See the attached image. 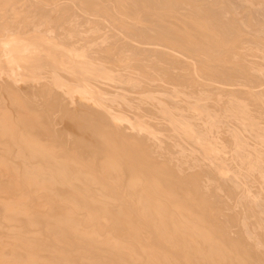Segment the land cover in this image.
I'll return each instance as SVG.
<instances>
[{
	"label": "rangeland",
	"instance_id": "rangeland-1",
	"mask_svg": "<svg viewBox=\"0 0 264 264\" xmlns=\"http://www.w3.org/2000/svg\"><path fill=\"white\" fill-rule=\"evenodd\" d=\"M263 12L264 0H0V42H6L7 40L8 45L11 44L9 46L12 47V49L10 48V50L12 51L15 47L18 46L19 43L18 48L20 49V51H27L26 54H24L25 56H23L15 53L19 50L16 49L17 51L14 50L15 52L11 53L12 56H7L9 58L4 60V62H6V65H8L9 67L12 66L13 68L17 69L19 73H12L7 69H4L2 67L0 68V87L2 88L0 90V113L3 115L2 117L0 115V118L4 117L5 112L9 113L11 110L9 114L10 116L14 114V116L12 115L11 118L14 121V124H18V119H20V117H18L19 115L21 116L22 113L29 114L28 109L25 110V107V109H22L23 107H19V105L22 104H20V102L18 101V97L14 95L12 97V86L14 87L16 85L15 88H22V91L24 89L28 96L26 94H22L24 96H27V98L23 96L22 98H25V101L28 100V102H31V105L33 106L34 104L31 100L32 95L29 94L27 90H29L28 88H34V90H36L37 88L39 90L37 94L40 92L41 96L40 94H38V96L36 95L35 97H38V99H40L39 102L41 100H44L45 102L41 101V103L48 104L46 105L47 107L45 106V104L44 106H42L41 104V107L38 108L41 112H43L42 107H45L48 110L49 103L51 104L52 100H54V98L56 97V93L58 95L61 94L59 97L62 98V104H67L68 108L70 107L71 109H74L77 114H81L85 119H91L90 123L89 121H87L89 124L85 122V126L87 124L86 127H88L89 130L93 132L96 139V145H92L91 147L89 144L81 145L79 143H75L74 141H72L73 144H71V138H64V141H62L64 144H61V142L59 143L61 144V146L63 145L65 149H63V146L61 149L60 144H58L57 147V144L55 146V143L52 144V142H56L57 139H55V137H52L50 134H48L49 137L46 135L47 138L44 136V142L47 141V143L45 142L47 145L52 144L53 146H50L56 147L55 150L59 149L58 151H66L65 156H67V153H69L68 157H71L70 160H72V158L74 157L73 159L77 160L73 161L77 162L79 161V159H81V157L82 159H84L83 157H86L84 159V161H87L85 162L86 164H84V161H82L83 163L80 162L82 164L81 170L85 166L86 170H84V167L82 171L86 173L89 170V172L91 173H86L89 175L85 174V177L81 178L79 182L82 181V183L80 184H82L83 186L89 184L88 186L86 185L84 189H88L87 187L90 186V189H88L87 192L90 190L89 192L95 195V197L93 198L92 196H90V194L85 195V192L83 193V186L82 190H79L81 187L78 188V190L81 191L85 195V197L87 196L88 199L89 197H92L93 199H95V201L98 198L100 199L99 195L101 196V198H103V195L105 194L104 198H107H103L104 201L102 199L97 200L96 203L98 204V202L100 203L101 201L107 202L108 204H106L107 206L109 205L108 207H110L109 209L111 211H109V213L114 212V214L112 215L109 214L107 212V210H109L108 207H106L105 203L102 202V204L100 205H104L107 208L106 210V208L104 207L106 211H104V208H102L104 213L106 212V214L102 213L100 205L98 204L97 206V204L92 202L94 201L92 198L88 200L84 197V195V198L82 197V199L85 201V204H87L86 200H88L89 202L88 205H85L87 209H85L84 206V212L80 210L82 209L80 207L82 205L79 206L75 203V205L79 208L78 211L75 206V208H70L72 206L71 205L69 207L70 203H59L57 201H53L52 199H50V197L46 198L48 204L52 203L51 205L53 207L56 205L64 208L69 207L70 210L74 209L73 213L75 212V215L77 213L78 216L80 215L79 217H81V219H79L81 221L78 222L79 225L83 221L82 225L84 227L82 226V228H84L86 232L92 228L90 232L93 233L94 236L91 235V233H84L86 234L84 235L86 239L89 238V240H85L84 236L83 239L80 240L81 237H79L74 230L72 233V231H70L72 229H68L67 226L65 227V225L60 223H57L59 226L57 224L55 225V222H51L54 220L48 218L49 220H51L49 221L43 216L41 217L35 214L34 212H32V210L27 209L29 210V213H31L30 216H28L29 213L27 211L26 213L25 211L20 210V208H24V206H27L25 208H28V206L30 205V201L34 202L36 199L33 200V198H36L37 196H27V193H29V186L26 183H23L21 180L19 185V183H17V181L19 182V180L16 181L14 180V178H12L14 177V175L11 170L9 171L0 169V176H8L14 180V183H12V180L10 179L11 182L7 184L10 185L11 183L13 185L17 183L19 185L17 186L15 184L14 188V185H10L12 186V188H10V186H6L8 188L7 191H10V189H12L13 192L14 189V192L19 193H15V196H19H17V198L14 196V193L11 194L12 192L10 191V193L8 191V194L10 195L6 194V197L9 200L11 199L10 201H13V199L16 198L18 201L19 199H24L25 197L22 198L24 193V196H26L27 198H32L29 200H26L27 198L24 199L26 205H24L25 203L22 204L21 202H18L15 205L14 202H17L16 200L12 202V204L15 205L16 208L17 206H20L19 210L21 212L16 211L18 209H16L14 206L13 208L8 209L7 207H5V205L3 206L2 202H0V234H2L0 235V247H3L2 244H4V247L6 246L5 248L10 247L6 250L3 247L4 252L6 253V251H10V249L13 250L15 248L16 250L14 249V252L16 255L13 253V251H10L9 253H11L13 257L23 256L24 258H27L23 260L24 258L21 257V260L23 261L22 263L29 262V258H33L31 261L35 263L37 261L38 264H42V261L47 257V259L44 260L45 264H47V260H49L50 263H52L51 261L53 260L52 264H55L56 261V264H59L60 262H65L66 259L68 260L65 263L63 262L64 264H150L148 259L151 260V255H148L146 251L149 247V251H152V255L155 254V257L160 261L159 263L164 262L162 254H164L165 256L168 254L167 256L170 257H168L170 259V261L168 260L167 262L168 264L169 262H172V259H175L173 262H176V264H210L211 261H207L210 257L213 258L212 260L213 262H215L214 264H218L220 260L219 258H221V254L219 253L222 252V255L225 254L228 258L226 260L225 257H222V264H233L231 261L227 263L228 260H230V257H232V260L237 259L236 263L234 262L235 264H237V262L238 264H264ZM17 39H19V42L17 41ZM11 40H13V42ZM53 55L58 57L60 65L57 64L58 59H56L57 61L55 60L56 62H54L53 59L55 56L53 57ZM25 57H27V59ZM25 59L27 61L33 60V62L36 63V67L35 69H33L34 73L32 72L33 74L30 72L28 73L26 69H18L22 61L23 63L27 62ZM20 69H22L23 71ZM80 69L85 70L84 74L86 79L85 77H81L84 74L83 70L81 72ZM4 71L8 73L6 75L8 77L5 76L6 73H4ZM2 72L4 73V75ZM21 77H25L24 79H27V81L24 79L22 81ZM56 77H58L59 79L58 82L56 81ZM14 78L15 80H12ZM19 78L21 79V82ZM71 78H73L74 80ZM82 78L83 80L85 79V85L83 87H80L77 79L82 80ZM64 82L67 84H65ZM10 83L11 87L9 89ZM1 85H3L4 87ZM47 86L49 87V90L46 89L48 88ZM72 87L73 89H71ZM85 88L87 91L85 90ZM78 89L80 91L81 89H84V91L86 92L82 91L83 93H81L80 91H76ZM91 90L92 92H94V94L91 93ZM8 95H10L12 98ZM79 95L82 97H80ZM91 95L94 96L91 97ZM83 96H87L90 99L86 98L85 100ZM48 97L50 98V100ZM93 97H96V99L94 100ZM6 99L8 100L9 109L4 106V100ZM38 99L36 98V100ZM94 101L97 103H95ZM17 102L19 103V105H16ZM100 105L101 107H98ZM37 107L35 106L34 108H36L35 112L37 111L36 113L39 115V119L37 114L36 116H34L33 114V116L34 119L36 118L35 120L37 122H40L39 120L42 118V116H44V114L39 113ZM91 107L93 109V112L91 111ZM85 108H87V110H85ZM18 109H20V111ZM12 110H15L16 114L15 111L12 112ZM22 110H24L25 112ZM99 110H103L105 114L109 112L107 116L111 118L114 123L119 120L120 123H116L118 125H121L124 131L127 132V130H129V132L127 133H131L136 136L138 135V138L136 136L134 137L135 139L132 138L133 142H135L137 146L139 145V147L142 144V151L144 152V150H147L148 153H146V155H148L150 152V155L153 157L152 159H154L152 160L151 156L148 155L147 157H150L148 159H150L151 163L150 165H144L145 170L148 169L150 171L151 169H154L150 171L152 173L151 179L147 176L146 173L144 174L142 172V175L139 173L138 175L136 173L135 175H138V177H140L141 175V177L138 178L137 176L135 177L131 169L127 170L125 166L128 161L126 162V157H124L123 154L117 153L120 158L119 162H126L125 165L122 163V165L124 166L120 165L121 167H119L117 165L118 167H116L117 163L115 164L114 162H117L116 159H118V157L116 158L114 156L116 159H113L112 157H110V155L100 152L99 145L101 147H104L105 143L107 145V142H111L113 144L112 146H114L115 144V147H117L116 144L118 142L114 143L112 142L113 140L110 141V139H113L112 137L114 132L116 133H114L115 137H118L119 134V137L121 136L122 138L126 136L124 138L127 140L131 137L125 134V132L123 133L121 132V130L119 131V128L115 124H112V121H110L109 118H107L106 116H102ZM58 111L59 110H57L56 112L58 113ZM19 112L22 113L19 114ZM30 113L32 114L34 112ZM59 113L61 114V111H59ZM59 113L54 116L56 117L54 120L57 123L54 121L55 123L53 124V126L55 125L54 127L57 129L63 128V126L65 127V125H67V121H64V119L62 120V117ZM111 113L112 116H110ZM91 115L93 119L95 117H98L101 120L99 121L98 118L97 120H95V118L94 120L96 122H93L94 120L92 119ZM13 117L15 120L13 119ZM102 117L107 121L104 122ZM56 119L59 120L57 121ZM43 120L44 119H42V122L45 123V121ZM46 120V124L49 125L47 128L48 131L46 130V132L50 133L52 130V122H49L47 118ZM60 120H62L63 122ZM129 120L132 123H130ZM97 121L98 123H100V125L97 123ZM60 123L62 124L60 125ZM101 123L107 125L103 126L102 124V127L104 128L99 127L101 126ZM125 123H129V126ZM17 124H15V127H18ZM93 124L96 125L94 126ZM132 124L134 125V128H132ZM137 124L140 128H138ZM112 126L114 130L113 132L112 129L111 131H109L110 127ZM96 127L99 128L97 129ZM114 127H116V130L118 131H116ZM95 129L98 132H96ZM100 130H103V132L105 131L106 133L107 130L109 133L112 132V135L110 134L112 137L109 138V133L106 134L104 132V135L107 136L106 138H104V135ZM99 134H102L103 137ZM49 138H51L50 141H48ZM101 138L104 139L102 140ZM107 138L109 140H107ZM101 140L103 142H105L106 140V142L102 143ZM1 141L6 143L10 142V140L8 139H2ZM115 147H111V149H114ZM95 151L98 152L96 153ZM91 152L96 156V158L92 157L94 155L91 154ZM78 153L80 154V156ZM70 154H74L77 158ZM107 157L110 158L109 162H107L106 160L108 159ZM123 157L125 160L123 159ZM103 158L105 159V161ZM96 159H98L97 163ZM113 160L115 161L113 162ZM156 160L158 162H156ZM99 161H103L104 163L102 162V164L104 166L101 165ZM154 162L155 166H158L159 162L163 163L162 167L164 171L162 172L161 168L157 169V167H154ZM95 164L97 165L96 169L101 172L93 169ZM160 165L161 164H159L158 167H160ZM89 166H91L92 168H88ZM107 166L114 172L110 170L107 175L106 170H103L104 167L105 169H107ZM144 166H142L141 170H143ZM101 167L103 169H101ZM122 167L123 169H121V172L119 173L120 168ZM114 168L117 170H115ZM92 169L94 170L93 173ZM145 170L144 172H147ZM104 171L106 174L102 173ZM95 172L98 173H96L97 175L94 176L93 174H95ZM111 172L113 173V175H111ZM126 172L130 174L128 176H132L133 174L132 178L134 177V179L129 180V178L131 177H126V179L128 180L127 182L125 176L123 177V175H121L123 173L127 174ZM167 172L169 175L167 174ZM98 174L99 176L102 175V179L101 177L98 178ZM104 174L108 178H105V176L103 178ZM162 174L164 176H162ZM90 175H93L94 177ZM86 177L88 179H86ZM112 177L113 179L115 178L114 181L112 180ZM156 177H158V179H156ZM116 178L117 180L120 178L119 180L122 184L117 185L119 180L117 182ZM141 178H143L141 180L143 181V183L139 181ZM88 182H92L94 184ZM21 183H23L22 186L26 184L28 186V190H26V185L25 188H22ZM96 183L99 184L97 185ZM132 183H134L133 186H135L136 190H138V192H135V194H137L134 197V191L132 192V190H134L135 188H133ZM108 184H111L112 186H109ZM130 184L132 187H130ZM140 184L145 187H142V185L140 186ZM115 185H117L116 188ZM137 185L138 187H142V189L145 188L144 191L141 188H137ZM149 185H151V187ZM158 185L161 188L157 187ZM91 186L92 188L95 187V189H92ZM105 186L109 188L107 189ZM127 186H129L130 188ZM17 187H19V191L17 190ZM103 187H105L106 189ZM123 187L125 190L123 189ZM71 188H75L77 190V187L73 186ZM98 188L100 189V191L98 190ZM86 189L84 191H86ZM140 189L141 191H139ZM146 189L148 191H146ZM158 189H161V191L159 190L161 194H163L162 192L164 191H166L164 192V194H166H163L164 196L161 195ZM78 190L73 191L78 193ZM96 190H98L97 193L100 192L98 193L99 195L97 194L98 196L93 193V191H95L96 193ZM130 190L133 195L129 193ZM26 191L28 192L26 193ZM120 191H122L121 194L123 196L120 194ZM145 191L147 193L149 191L150 193L153 192V194L151 195L157 196L159 199L157 197L156 199L152 196H149L148 194L150 193L147 194ZM169 191H171L172 193ZM80 193L77 196H82L80 195ZM126 193L130 194L131 196H127ZM139 193L140 197L142 196L140 201H138ZM170 193L171 196L169 195ZM142 194L145 196H143ZM12 196L14 197L13 199ZM42 196L43 194L40 196L38 195L39 198L43 199L44 196ZM125 196H127L128 199H126ZM166 196H168L170 201ZM46 197H48V195ZM129 197H133L134 199L135 197H137L136 203H141L143 201L144 205L141 209L145 208V211L142 213L143 210H141L140 208L136 209L137 206L141 207L142 204L136 205L135 207V200L133 201V198L130 199ZM143 197H149L148 200H151L150 203L146 198L143 199ZM160 198L162 199L161 204L164 201V207L163 205L159 204ZM46 199L44 198L45 201ZM152 199L153 201L156 200L158 202L157 204V202L155 201L154 208H156L157 205V211H159L158 209L162 208L163 210L161 209L159 213L161 212V214H165V216L162 215L165 217L163 219H167V221L160 220V222H168V224L165 223V225H168L167 227H170L169 230L173 233H175V231L182 230L181 232L178 231L175 233L178 237L175 236V234L171 236V238H173L172 242L168 240L169 234L167 235L164 231L158 230V227L156 228L154 226L160 224L158 220L161 216L160 214H158L160 217L157 216L159 217L157 219V217L153 216V214L157 215L158 212L155 211L157 213H152L151 209H149L151 208V204L154 203ZM109 200L111 201V203ZM27 203L29 205H27ZM53 203L55 204L53 205ZM61 203L67 204L68 207L66 205H62ZM126 203L129 204L127 205ZM167 203L170 208L168 207ZM181 203H186L184 204V211H182V209L180 210V208L183 207ZM59 204H61V206ZM51 205L49 206L52 207ZM89 206L91 209L89 208ZM111 206H113L112 209ZM92 207L97 208L99 211L101 210L100 213H102L101 215L103 216V218L101 217L99 211L95 208L94 210ZM146 207H148L150 211L146 209ZM4 208L5 210H3ZM164 208H168L169 211H166V209L164 210ZM13 209H16L15 212H13ZM170 209L173 210V212ZM9 210L10 212H8ZM75 210H77L79 213ZM85 210H88V215ZM114 210L116 212L119 211L121 213H128L122 214L121 216V214L118 215ZM146 210L152 214H148ZM174 211L177 212V214ZM180 211L184 212L185 215L187 213V215L185 216L183 213L181 215ZM12 212L14 213V215ZM91 213H93L94 215L96 214L95 216L99 217L98 220L101 218L102 220H104V222L102 220H94L93 218L96 217L94 215L92 216ZM144 213H147L149 216H153V220H150L152 218L148 217L147 214L144 215ZM81 214H83V216ZM85 215L88 217V219L90 217H93L92 219L94 221L97 220V223L93 220H89L91 223L90 225L96 226L95 228L89 226L88 223L87 226L89 229H86L85 225L87 223H85L84 219H82V217H84ZM146 215L147 217H145ZM10 216L13 218L10 219ZM24 216H26V218ZM104 216L108 218H105ZM112 216H115L114 218H118L119 216H121L125 219L120 222L122 218H118L120 219L118 221V219H114L112 218ZM125 216H127V218ZM128 217H130L131 220ZM154 217L158 222H156V220L154 221ZM88 219L86 220V222L88 221ZM126 219L129 220H127L126 222ZM160 219H162V217ZM174 219L175 221H173ZM152 221H154V223L156 222L157 224L155 223L153 225ZM110 222L111 225H109ZM125 222L127 225L124 224ZM129 222L132 224H130ZM112 223H115L114 226ZM97 224L101 228H98L99 226H97ZM121 224L122 226H120ZM123 224L124 226L126 225L125 227H129L130 225V227L127 228L129 231L125 229V227L124 229L130 233L134 231L133 234H136L135 240L137 237L142 238V242L137 238L140 243H142L140 244L138 243L139 241L137 242L139 246H142L140 248H143L145 246L147 247V249H145L143 252H139L141 251V249L138 245H136V241H131V239H134V235H132V237L128 236L129 238H125L127 239V241L129 239V243L127 241H123L122 243L125 244V242H127V247H133V251L137 253H133L129 248L125 249L126 246L124 244L123 245L125 247L123 246L124 249L122 248L124 252L116 250L117 245L119 247V244L121 242H118V244H115V246V241L112 240L117 239L116 241H121L123 239L125 233H127H119L123 229L121 228V230H119L120 227H123ZM51 225H53V227H51ZM178 225H181L182 227ZM102 226H104L105 228ZM172 227H175L173 228L175 229L174 231L171 229ZM51 228L54 230H52ZM97 228L98 230H96L95 232H98L99 234L100 232H102L100 234L101 237L105 238V235L107 236L108 234H110L111 236H107L106 238L109 237L108 239L111 240L113 237V239L109 241L110 244L106 242V238L104 239V241H100L103 238L100 239L99 234H95L94 231H92ZM108 228L110 229L108 230ZM116 228L118 229L116 230ZM183 228H187L188 232ZM101 229L102 231H100ZM103 231H105V233ZM189 231L192 233H190ZM172 232L171 234H173ZM62 233H64L65 236ZM189 233L192 235L189 236ZM214 234L216 236L215 240ZM96 235H98L99 237ZM118 235L121 237L123 236L122 239L118 238ZM204 235H207L208 238H206V236L204 237ZM125 236H127V234ZM91 237L93 239H95L96 237L97 240L92 241V239H90ZM160 237H162V239ZM163 237L166 239H164ZM144 238L146 239L145 242H143ZM153 238L155 240H153ZM198 238L201 240H199ZM204 238H206V240L208 239V242H206ZM210 238H212L211 242L213 246H211ZM159 239H161L162 241L166 240V244H163ZM184 241H186V243ZM188 241L189 244L186 245ZM215 241L216 243H214ZM41 242L43 243L41 244ZM103 242L109 245H112V242L116 247H114L115 250L112 249L113 246L109 247ZM220 242H222L224 246ZM78 243H80L81 245H78ZM196 243H200L199 245L202 247H200ZM208 243L210 245H208ZM219 243L223 248L219 246ZM10 244L13 246V248ZM13 244L20 245L15 247ZM214 244L219 247H217L216 245V247H214ZM166 245L168 246L166 247ZM189 245L192 246L190 247ZM225 245H228L229 251H226L228 250V248H226L227 246ZM22 246H24V248L25 246H27V249L31 248L30 250L32 252L30 250L28 251L26 248H22ZM136 247L137 249H135ZM192 247L195 248L192 249ZM32 248L34 249V251L32 250ZM35 248L37 249V251L38 249H40L38 253ZM200 248L203 251L205 250V252H202ZM215 249H218L216 250V252L218 251V253L215 252ZM24 250H26L27 254H29L28 252H30L31 254H36L35 256L32 255L31 257V254L29 256H26V253L23 252L22 255V251ZM208 251H212L211 254ZM17 252H20V255H18ZM176 252L178 256L175 255ZM229 252L233 254H230ZM9 253L6 254L9 255ZM204 253H206L205 255L209 254V256H207L206 258ZM59 254H62L63 257H61L64 260L58 257ZM132 254L138 256V259H140L141 261L139 262V260H137V257H134ZM44 255L46 256L44 257ZM232 255L234 256V258ZM56 256L58 257V259H56ZM213 256H217L218 258L215 259L216 257L214 258ZM53 257L56 259L55 262V259H53ZM38 259H41V262ZM160 259L163 261H161ZM58 260H60V262H58ZM211 264L213 263L211 262Z\"/></svg>",
	"mask_w": 264,
	"mask_h": 264
},
{
	"label": "bare ground",
	"instance_id": "bare-ground-1",
	"mask_svg": "<svg viewBox=\"0 0 264 264\" xmlns=\"http://www.w3.org/2000/svg\"><path fill=\"white\" fill-rule=\"evenodd\" d=\"M122 1V0H121ZM228 4V3H227ZM162 6V5H161ZM226 6V5H225ZM161 10V9H160ZM226 10V9H225ZM263 11V10H262ZM243 12V11H242ZM192 13V12H191ZM201 13V12H200ZM219 13V12H218ZM217 13V14H218ZM264 13V12H263ZM183 15V14H182ZM220 17V16H219ZM201 19V18H200ZM237 19V18H236ZM237 21V20H236ZM211 24V23H210ZM214 25V24H213ZM139 27V26H138ZM235 29V28H234ZM130 31V30H129ZM126 34V33H125ZM16 39V38H15ZM14 39V40H15ZM4 40V39H3ZM19 39H17V41H18ZM249 40V39H248ZM12 42H13V40H11ZM3 41H1L0 42V44L2 43ZM8 42H9V40H8ZM19 42V41H18ZM17 42V43H18ZM118 42V41H117ZM15 43V42H14ZM16 44V43H15ZM93 44V43H92ZM9 45H11V44H9ZM8 45V43H7V40H6V42H3L1 45H0V68L2 67V68H4V69H7V70H9V71H11L12 73H19V71H17V69H15V68H13L12 66H8V65H6V62H4V60H6V59H8L9 57H7V56H12V52H15L14 50H16V49H19L18 48V46H19V43H18V46L17 47H15L14 48V50L12 51V50H10V48L12 49V47H10ZM13 46V45H12ZM155 46V45H154ZM152 47V46H151ZM58 49V48H57ZM21 50H23V49H21ZM17 51V50H16ZM24 51V50H23ZM23 51H20V49L18 50V52H15V53H17L18 55H23V56H25L24 54H26V52H23ZM49 51V50H48ZM229 52V51H228ZM258 53V52H257ZM54 54V53H53ZM146 54V53H145ZM31 56V55H30ZM55 55H53V57H54ZM96 56V55H95ZM102 56V55H101ZM104 56V55H103ZM148 56V55H147ZM50 57H51V55H50ZM52 57V58H53ZM97 57V56H96ZM106 57V56H105ZM257 57V56H256ZM26 59H27V57H25ZM25 59V60H26ZM56 59H58V57H54V62H56L57 60ZM66 59V58H65ZM68 59V58H67ZM101 59V58H100ZM29 60V59H28ZM56 60V61H55ZM23 61H24V57H23ZM23 61H22V63H20L21 65L18 67V69L19 68H23L24 70L26 69V71L29 73H32L34 70L33 69H35V67H36V63L35 62H33V60H30V61H27L26 63L24 62L23 63ZM54 62H52V63H54ZM58 62H59V59H58ZM57 62V64H59L60 65V62L58 63ZM193 62V61H192ZM264 62V61H263ZM57 64H56V66H57ZM143 65V64H142ZM55 66V65H54ZM70 67V66H69ZM41 68V67H40ZM87 69H89V68H87ZM3 70V69H2ZM20 70H22V69H20ZM72 70V69H71ZM75 70V69H74ZM82 70L83 69H80V71L82 72ZM93 70V69H92ZM98 70V69H97ZM23 71V70H22ZM22 71H21V75H22ZM76 71V70H75ZM84 71L85 70H83V74H84ZM26 72V73H27ZM39 72V71H38ZM73 72V71H72ZM91 72V71H90ZM146 72V71H145ZM3 73V72H2ZM4 73H6L5 71H4ZM4 73H3V75H4ZM10 73V72H9ZM16 73V74H17ZM34 73V72H33ZM32 73V74H33ZM87 73V72H86ZM1 74V73H0ZM8 73H6L5 74V76L7 75ZM74 74H77V73H74ZM82 74V73H81ZM82 74V75H83ZM9 75H11V74H9ZM14 75V74H13ZM66 75V74H65ZM65 75H63V76H65ZM19 76V75H18ZM32 76V75H31ZM46 76V75H45ZM49 76V75H48ZM63 76H61V77H63ZM6 77H8V76H6ZM11 77V76H10ZM16 77V76H15ZM81 77H85V74L83 75V76H81ZM81 77H80V79H81ZM22 78V81H23V79L25 78V77H21ZM33 78V77H32ZM53 78H55V77H53ZM16 79H17V77H16ZM20 79V78H19ZM29 79V78H28ZM34 79V78H33ZM38 79V78H37ZM52 79V78H51ZM71 79H73V78H71ZM85 79H86V77H85ZM84 79V80H85ZM10 80V79H9ZM12 80H15V78L14 79H12ZM18 80V79H17ZM17 80H16V82H17ZM24 80H26L27 81V79H24ZM58 77H56V81L58 82ZM67 80V79H66ZM70 80V79H69ZM74 80V79H73ZM84 80H83V78H82V80H79V79H77V81L79 82V86L80 87H83L84 85H85V82H84ZM49 81V80H48ZM55 81V82H56ZM206 81V80H205ZM4 82V81H3ZM15 82V83H16ZM20 82H21V79H20ZM25 82V81H24ZM39 82H40V80H39ZM47 82V81H46ZM72 82H74V81H72ZM2 83V82H1ZM38 83V82H37ZM52 83V82H51ZM65 83V82H64ZM90 83H91V81H90ZM7 84V83H6ZM9 84V83H8ZM26 84V83H25ZM65 84H67V83H65ZM13 85V84H12ZM20 85V84H19ZM43 85V84H42ZM41 85V86H42ZM46 85V84H45ZM62 85V84H61ZM1 86H3V85H1ZM18 86V85H17ZM49 86V85H48ZM47 86V87H48ZM78 86V87H79ZM4 87V86H3ZM6 87V86H5ZM10 87H11V83H10V86H9V89H10ZM13 87V86H12ZM11 87V89L13 90H11V92H12V97H13V95L14 96H17L18 97V101L20 102V104H22V105H19V103L17 104L16 103V105H19V107L20 108H22V109H25V110H27L28 109V112H29V114L31 115V116H33V114H34V116H36V112H35V110H36V108H34L35 106L37 107V109L39 108V107H41V104H42V106H44V104L43 103H41V101L39 102V100L40 99H38V97H35L36 95L38 96V94H40V92L37 94V92L39 91L37 88H36V90H34V88H28L29 90H27V92L29 93V94H31L32 95V98H31V100L33 101L32 103L34 104V106L33 105H31V102H28V100L27 101H25L24 99L25 98H27V94H26V92L24 91V89H23V91L20 89V88H15L16 87V85L12 88ZM34 87V86H33ZM62 87V86H61ZM60 87V88H61ZM89 87V86H88ZM40 88V87H39ZM50 88H51V86H50ZM64 88V87H63ZM87 88V87H86ZM86 88H85V90H86ZM2 88L0 87V90H1ZM46 89H48L49 90V87L48 88H46ZM52 89H53V87H52ZM71 89H73V87L71 88ZM75 89V88H74ZM67 90H68V88H67ZM3 91V90H2ZM9 91V90H8ZM47 91V90H46ZM60 91V90H59ZM70 91H72V90H70ZM75 91V90H74ZM76 91H80L79 89L78 90H76ZM82 91H84V89L82 90L81 89V93H83ZM87 91V90H86ZM86 91H84V92H86ZM89 91V90H88ZM55 92V91H54ZM90 92V91H89ZM9 93V92H8ZM56 93V92H55ZM65 93H67V92H65ZM71 93V92H70ZM91 93L92 94H94V92H92V90H91ZM238 93V92H237ZM22 94H26L27 96H24V95H22ZM72 94H73V92H72ZM6 95V94H5ZM61 95V94H60ZM60 95H58L57 93H56V97L54 98V100H52V102H51V104L49 103V108H48V110L45 108V107H42L43 108V112H41L39 109H38V112L39 113H43L44 114V116H42V114H41V116H42V118L39 120L40 122H37L35 119H34V116L33 117H31L28 113H26V114H28V115H26V114H24V113H22V112H19V114L20 113H22V115L20 116H18V117H20V119H18V124L17 123H15V124H17L18 125V127L16 126L15 127V124H14V121L12 120V115L14 116V114H12L11 116H10V112H11V110H10V112L9 113H7V112H5V114H4V117L3 118H0L1 119V121H0V169H5V170H11L12 172H13V175H14V177H12V178H14V180H19V182L17 181V183H19V185H20V182L22 181L23 183H26V184H24V186H22L23 185V183H21V186H22V188H25V185H26V190H28L27 189V187L29 188V193H27L28 191H26V193H27V196H29V197H34V196H37L36 198H33V200H35L34 202H31L30 201V205H31V207H30V205L27 203V205H29L28 206V208H25V207H27V206H24V205H26V203H25V198H27L26 196H24L25 195V193H24V195L22 196V198H24V199H19V201L17 200V198L19 197L18 195V197L17 196H15V193H17V192H14V189H13V192H12V189H10V188H12V186H13V188L15 187V184L17 185V186H19L17 183H15V184H11L10 183V185H12V186H10L9 184H7V183H9V182H11V180H12V183H14L13 181V179L11 178V177H8V176H6V177H3V176H0V202H2L3 203V206L5 205V207H7L8 209H10V208H13V206L15 207V205L18 203V202H21L22 204L23 203H25L23 206H24V208H20V206H17V208L16 209H18V210H16V211H20V210H22V211H27L28 213H29V210H32V212H34L35 214H37V215H39V216H43L44 218H46V219H51V220H54V221H51V220H49V221H51V222H55V225L57 224V223H60V224H63V225H65V227L67 226V228L69 229H72V230H70V231H72V233H73V230L75 231V233H77L78 234V236L79 237H81V239L80 240H82L83 239V236L84 235H86V234H84V233H91L90 231H91V229L89 230V231H87L86 232V230L84 229V228H82V222H81V226L79 225V221H81V220H79V219H81V217H79L78 216V214L76 213V215H75V212L73 213V210L71 209L70 210V208H75L76 207V209H78V211H79V208L75 205V203L77 204V205H82V206H80L82 209H80V210H82L83 212H84V206L85 205H88L89 204V202H88V200L90 199V198H94L95 197V195H93V194H91L89 191V193L87 192V190L88 189H90L89 187H87L88 189H86V191H84L85 189H84V187L87 185H89V184H86V183H83V184H86V185H82V184H80V183H82V181H80L79 182V180H81V178H84L85 177V174L86 173H91V172H89V170H88V172H86V173H84L82 170L84 169V167H83V169L81 170V167H82V164L81 163H83L82 161H84V159L86 158V157H83L84 159H82V157H81V159H79V161H73V160H77V159H73L72 158V160H70L71 159V157H68L69 155V153H67V156H65V154H66V151H58L59 149H57V150H55L56 149V147L58 146V144H60L59 142H61V144H64L62 141H64V138H71L70 140H71V142L72 141H74L75 143H79V144H81V145H90L91 147H92V145H96V139H95V136H94V134H93V132L91 131V130H89V128L88 127H86L87 126V124H86V126H85V122H87V121H89V123H90V120L91 119H85L81 114H77L76 113V111L74 110V109H71L70 107L68 108L67 107V104L65 105V104H62V98L61 97H59ZM65 95V94H64ZM82 95V94H81ZM8 96H10V95H8ZM22 96L23 97H25V98H22ZM30 96V95H29ZM33 96H34V98H33ZM40 96H41V94H40ZM39 96V97H40ZM45 96V95H44ZM46 96H48V95H46ZM75 96V95H74ZM80 96V95H79ZM92 96H94V95H91V97ZM11 97V96H10ZM11 97V98H12ZM70 97V96H69ZM69 97H68V99H69ZM80 97H82V96H80ZM84 97V99L86 100V98H89V97H85V96H83ZM16 98V97H15ZM30 98V97H29ZM36 98L38 99V100H36ZM49 98V97H48ZM94 98V100L96 99V97H93ZM5 99V98H4ZM34 99V100H33ZM45 99V98H44ZM67 99V98H66ZM80 99V98H79ZM90 99V98H89ZM88 99V100H89ZM92 99V98H91ZM46 100V99H45ZM49 100H50V98H49ZM74 100V99H73ZM87 100V101H88ZM64 101V100H63ZM82 101V100H81ZM84 101V100H83ZM97 101V100H96ZM11 102V101H10ZM13 102V101H12ZM42 102H45L44 100L42 101ZM72 102V101H71ZM95 102V101H94ZM40 105H39V104ZM73 103V102H72ZM95 103H97V102H95ZM94 103V104H95ZM13 105V104H12ZM46 105H48V104H45V106ZM76 105V104H75ZM82 105V104H81ZM4 106L5 107H9L8 106V100L6 99V100H4ZM83 106V105H82ZM85 106V105H84ZM94 106V105H93ZM96 106H97V104H96ZM14 107V106H13ZM18 107V106H17ZM18 107V108H19ZM25 107V108H24ZM47 107V106H46ZM86 107V106H85ZM87 107H89V106H87ZM98 107H101V105L100 106H98ZM83 108V107H82ZM3 109V108H2ZM9 109V108H8ZM7 109V110H8ZM41 109V108H40ZM78 109V108H77ZM91 109H92V107H91ZM4 110H6V109H4ZM3 110V111H4ZM19 111H20V109H18ZM57 110H59V111H61V114L59 113V111H58V113L61 115V117H62V120L64 119V121L66 120L67 121V125H65V127L63 126V128H59V129H57V128H55L54 126H53V124L56 122L54 119L56 118V117H54L56 114H58L56 111ZM75 112H74V111ZM85 110H87V108H85ZM206 110V109H205ZM2 111V110H1ZM15 111V110H14ZM13 110H12V112H14ZM22 111H24V110H22ZM90 111V110H89ZM92 112H93V109L91 110ZM100 111V110H99ZM103 110H101L100 111V114H102V116H106L107 118H109L108 116H107V114L109 113H104V111L102 112ZM25 112V111H24ZM30 112H34V113H30ZM56 112V113H55ZM91 112V113H92ZM105 112H107V111H105ZM55 113V114H54ZM238 113V112H237ZM15 114H16V111H15ZM54 114V115H53ZM83 114V113H82ZM88 114V113H87ZM0 115H1V117L3 116L1 113H0ZM46 115V116H45ZM37 116H38V119H39V115L37 114ZM89 116V115H88ZM110 116H112V113H111V115ZM43 117H46L48 120H49V122H52L51 124V128H52V130H51V132H50V128H49V132L50 133H48V132H46V130L48 131V124H46V118H43ZM54 117V118H53ZM91 117H92V115H91ZM94 117H95V115H94ZM114 117V116H113ZM115 117H117V116H115ZM123 117V116H122ZM121 117V118H122ZM15 118H16V116H15ZM59 118V117H58ZM96 118V117H95ZM94 118V119H95ZM98 118V117H97ZM97 118L95 119V120H97ZM103 118V117H102ZM13 119H14V117H13ZM42 119H44L43 121H45V123L44 122H42ZM92 119H93V117H92ZM93 119V120H94ZM99 119V118H98ZM110 119V121H112V124H115L118 128H119V131L121 130V132H125V134H127L129 137H131V138H128V140L127 139H125L124 137H126V136H124L123 138L120 136L119 137V135H118V137H115V134L113 133V137L111 136L112 134V132L114 131L113 130V126L112 127H110V130L109 131H111V129H112V132H108V130H107V133L106 134H108L109 133V135L110 136H108L109 138H113V139H110V141L111 140H113L112 142H114V143H116V142H118L116 145H117V147H115V144H114V146H112L113 144L111 143V142H107V145H106V140H105V142H103L102 140L104 139V138H106L107 136H105L104 135V132H103V130H100V131H102L101 133H103V135H104V138L101 140L102 141V143H105V145H104V147L102 146H100L99 145V150H100V152H102V153H105V154H108V155H110V157H112L113 159H116L117 157H118V159H116V161L117 162H114L115 160H113V162L116 164V167H121V166H124L125 165V163H126V169L128 170V169H131V171H132V173L135 175L136 173L138 174H141L142 175V172L145 174H147V176L151 179V176H152V173L150 172L151 170H154V169H151L152 168V166H151V170L149 171L148 169L147 170H145L144 168H145V166L144 165H147V164H149L150 165V159H148V158H150V157H147L148 155H150L151 153L149 152V154L148 155H146V153H148V151L147 150H144V152L142 151V147H141V145H140V147H139V145L137 146L136 145V143L135 142H133V140H132V138L133 139H135L134 137L136 136V135H134V134H131V133H127V132H129V130H127V128H126V130H127V132L126 131H124V129L121 127V125H118L117 123H120L119 122V120L118 121H116L115 123L113 122V120H111V118H109ZM15 120V119H14ZM57 120V119H56ZM59 120V119H58ZM57 120V121H58ZM62 120H60V121H62ZM86 120V121H85ZM92 120V121H93ZM93 121V122H96V121ZM101 119H99V121H100ZM103 120H104V122L105 121H107V120H105L104 118H103ZM55 121V122H54ZM109 121V122H110ZM63 122V121H62ZM123 122V121H122ZM129 122L130 123H132L130 120H129ZM48 123V122H47ZM57 123V122H56ZM88 123V122H87ZM88 123V124H89ZM97 123H98V121H97ZM96 123V124H97ZM107 123V122H106ZM111 123V122H110ZM62 123H60V125H61ZM65 124V123H64ZM96 124H93L94 126L96 125ZM99 125H100V123H98ZM102 124L103 123H101V126H99V127H102ZM125 124H128V126H129V123H125ZM59 125V126H60ZM105 125H107V124H105ZM104 124H103V126H105ZM109 125V124H108ZM114 125V126H115ZM135 125H136V123H135ZM58 126V125H57ZM89 126V125H88ZM93 126V127H94ZM111 126V125H110ZM132 128H134V125L132 124ZM137 126H138V124H137ZM98 127V128H99ZM109 127V126H108ZM97 128V127H96ZM97 128V129H98ZM102 128H104V127H102ZM131 128V127H130ZM131 128V129H132ZM136 128V127H135ZM138 128H140L139 126H138ZM114 129L116 130V127H114ZM142 130H144V129H142ZM53 131V132H52ZM95 131H96V129H95ZM116 131H118V130H116ZM191 131V130H190ZM96 132H98V131H96ZM135 132V131H134ZM263 132V131H262ZM40 133V134H39ZM136 133H137V131H136ZM48 134H50L52 137H55V139H57V141L56 142H52V144L53 143H55L54 144V146L56 145V147H52L53 145L52 144H50V145H52V146H50V145H47L46 143H47V141H45L44 142V136L46 137V135L48 136ZM124 134V135H125ZM148 134V133H147ZM264 134V133H263ZM3 135V136H2ZM99 135H101L102 136V134H99ZM140 135V134H139ZM143 135V134H142ZM146 136V135H145ZM262 136V135H261ZM49 137V136H48ZM103 137V136H102ZM137 138H138V135L136 136ZM47 138V137H46ZM45 138V139H46ZM2 139H8V140H10V142L9 143H6V142H3V141H1ZM50 139L51 138H49L48 139V141H50ZM119 139V140H118ZM53 140H54V138H53ZM100 140V139H99ZM107 140H109L108 138H107ZM122 140V141H121ZM142 140V139H141ZM136 141V140H135ZM140 141V140H139ZM100 142V141H99ZM49 143V142H48ZM66 143V142H65ZM110 143H111V145H110ZM140 143V142H139ZM138 143V144H139ZM142 143V142H141ZM145 143V142H144ZM61 144H60V146H61ZM71 144H73V142L71 143ZM101 144V143H100ZM146 144V143H145ZM144 144V145H145ZM144 145H143V147H144ZM49 146V147H48ZM63 146V145H62ZM62 146L60 147L61 149H62ZM77 146V145H76ZM64 147V146H63ZM111 147H115L114 149H116V150H114L113 148L111 149ZM145 147H146V145H145ZM257 147V146H256ZM59 148V147H58ZM147 148V147H146ZM174 148V147H173ZM63 149H65V147L63 148ZM93 149V148H92ZM96 149H98V148H96ZM145 149V148H144ZM69 151V150H68ZM67 151V152H68ZM77 151V150H76ZM115 151V152H114ZM70 152V151H69ZM96 152V151H95ZM98 152V151H97ZM96 152V153H97ZM95 153V154H96ZM120 153V154H123V156L124 157H126L125 159H126V162L124 163L123 161H122V163L124 164V165H122V163L121 162H119V155L118 154ZM168 153V152H167ZM75 154V153H74ZM74 154H70V155H73V156H75ZM79 154V153H78ZM90 154V153H89ZM91 154H93L92 152H91ZM170 154V153H169ZM94 155V154H93ZM100 155V154H99ZM99 155H98V157H99ZM117 155V156H116ZM79 156H80V154H79ZM78 156V157H79ZM87 156V155H86ZM116 158H115V157ZM151 156V155H150ZM181 156V155H180ZM66 157H67V159H66ZM92 157H95L96 158V156L94 155V156H92ZM103 157H105V156H103ZM124 157H123V159H124ZM173 157V156H172ZM69 158V159H68ZM75 158H77L76 156H75ZM100 158V157H99ZM98 158V159H99ZM108 159H106L107 160V162H109L110 161V158L109 157H107ZM111 158V159H112ZM153 157L151 156V159H152ZM98 159H96V163H97V160ZM104 159V158H103ZM102 159V160H103ZM122 159V158H121ZM124 159V160H125ZM263 159V158H262ZM100 160H101V158H100ZM152 160H154V159H152ZM166 160V159H165ZM169 160V159H168ZM104 161H105V159H104ZM81 162V163H80ZM85 162H87V161H84V164H86ZM103 162V161H102ZM102 162L101 161H99V163H101V165H103L102 164ZM156 162H158L157 160H156ZM104 163V162H103ZM112 163V162H111ZM80 164H81V166H80ZM113 164V163H112ZM157 164V163H156ZM159 164H161L160 165V167H158L159 166ZM163 163H161V162H159L158 163V166H155V162H154V167H157V169H159V168H161L160 170L163 172L164 170H163V165H162ZM96 165V164H95ZM94 165V168L93 169H95L96 171L98 170V169H96V167H97V165L95 166ZM107 165H108V163H107ZM118 165V166H117ZM121 165V166H120ZM80 166V167H79ZM104 166V165H103ZM127 166H128V168H127ZM142 166H144L143 167V170H141L142 169ZM164 166H167V165H164ZM108 167V166H107ZM115 167V166H114ZM141 167V168H140ZM147 167V166H146ZM88 168H92L91 166H89ZM149 168V167H148ZM92 169V173H93V170ZM100 169V168H99ZM101 169H103L102 167H101ZM115 169V168H114ZM121 169H123V167L122 168H120V171H119V173L121 172ZM84 170H86V167H85V169ZM103 170H106V172H107V175H108V172H110V170L111 169H109V167L107 168V169H105V167H104V169ZM109 170V171H108ZM115 170H117V169H115ZM144 170L145 171H147V172H144ZM169 170V169H168ZM99 171V170H98ZM112 172H114L113 170H111ZM123 171H125V170H123ZM160 171V172H161ZM166 171V170H165ZM83 172V173H82ZM99 172H101V171H99ZM111 172V175H113V173ZM155 172H156V170H155ZM202 172H204V171H202ZM96 173H98V172H95V174H93L94 176L95 175H97ZM102 173H105V171L104 172H102ZM102 173H100V174H102ZM116 173H117V171H116ZM127 173V172H126ZM131 173V172H130ZM181 173V172H180ZM89 174H86V175H89ZM106 174V173H105ZM103 175V178H104V176H105V178L107 177L106 175ZM115 174V173H114ZM133 174H132V176H133ZM138 174V175H139ZM154 174V173H153ZM158 174V173H157ZM161 174V173H160ZM167 174H168V172H167ZM166 174V175H167ZM214 174V173H213ZM93 175H90V176H93ZM111 175H109V176H111ZM121 175H123V177L125 176V179H126V177L127 178H129V177H131V178H129V180H131V179H134V177L132 178V176H128V175H130L129 173H127V174H121ZM138 175H135V177L137 176L138 177ZM141 175H140V177H141ZM169 175V174H168ZM11 176V175H10ZM93 176V177H94ZM102 175H100L99 176V174H98V178L99 177H101ZM115 176V175H114ZM119 176V175H118ZM118 176H117V178H118ZM147 176H145V177H147ZM162 176H164L163 174H162ZM191 176V175H190ZM140 177H138V178H140ZM167 177V176H166ZM214 177V176H213ZM90 178V177H89ZM96 178H97V176H96ZM96 178H95V180H96ZM108 178V177H107ZM117 178H116V180H117ZM144 178V177H143ZM143 178H141L139 181H141ZM148 178V179H149ZM155 178V177H154ZM11 179V180H10ZM86 179H88L87 177H86ZM85 179V180H86ZM92 179V178H91ZM94 179V178H93ZM101 179H102V177H101ZM120 179V178H119ZM118 179V180H119ZM135 179H137V178H135ZM145 179V178H144ZM147 179V178H146ZM156 179H158V177H156ZM165 179V178H164ZM167 179V178H166ZM21 180V181H20ZM105 180V179H104ZM110 180V179H109ZM112 180L114 181L115 180V178L113 179V177H112ZM118 180H117V182H118ZM127 180V179H126ZM125 180V181H126ZM138 180H136V181H138ZM153 180V179H152ZM155 180V179H154ZM160 180H162V179H160ZM91 181V180H90ZM94 181V180H93ZM106 181H108V180H106ZM106 181H104V182H106ZM121 181H122V179H121ZM133 181V180H132ZM131 181V182H132ZM148 181V180H147ZM220 181V180H219ZM84 182V181H83ZM87 182V181H86ZM117 182H116V184H117ZM119 182H120V180H119ZM118 182V184L117 185H119V184H122L121 182L119 183ZM127 182H128V180H127ZM130 182V181H129ZM133 182H135V181H133ZM142 183H143V181H141ZM146 182V181H145ZM153 182H155V181H153ZM166 182V181H165ZM206 182V181H205ZM88 183H92V182H88ZM110 183H112V182H110ZM125 183V182H124ZM123 183V184H124ZM136 183V182H135ZM138 183H140V182H138ZM162 183V182H161ZM92 184H94V183H92ZM97 184V183H96ZM95 184V185H96ZM99 184V183H98ZM97 184V185H98ZM133 184L134 183H132V186H133ZM137 184V183H136ZM147 184H148V182H147ZM152 184V183H151ZM163 184V183H162ZM171 184V183H170ZM173 184V183H172ZM81 185V186H80ZM91 185V184H90ZM109 185V184H108ZM111 185V184H110ZM109 185V186H110ZM117 185H115V188H116V186ZM129 185V184H128ZM142 184H140V186H141ZM169 185V184H168ZM204 185V184H203ZM208 185V184H207ZM9 187L10 186V191L12 192H10L9 190V192L11 193V194H13L14 193V196L15 197H17L16 199H13L14 197L12 196V199H13V201H10L6 196L7 195H10V194H8V191H7V187ZM20 186V187H21ZM77 187V190H78V188H80L79 190H82V186H83V193L86 195V194H90V196H92V197H89V199L87 198V196L85 197V195L81 192V191H79L78 193L77 192H75V191H77L75 188H71V187ZM94 186V185H93ZM104 186V185H103ZM107 186V185H106ZM105 186V187H106ZM112 186V185H111ZM131 186V184H130V187H132ZM138 187V185H137V188H141L142 189V187H145V186H143L142 185V187ZM150 187H151V185H149ZM153 186H155V185H153ZM170 186V185H169ZM6 187V188H5ZM102 187V186H101ZM105 187H103V188H105ZM127 187H129V186H127ZM126 187V188H127ZM129 187V188H130ZM157 187H159V188H161L159 185L157 186ZM167 187V186H166ZM4 188V189H3ZM18 188V189H17ZM16 189L19 191L20 189H19V187H17ZM91 188H92V186H91ZM107 188V187H106ZM105 188V189H106ZM109 188V187H108ZM107 188V189H108ZM120 188H121V185H120ZM133 188H135L134 190H132V192L134 191V195L132 194V192H131V190L129 191V193L130 194H132L133 195V197L137 194H135V192L137 191L138 192V190H136V187L135 186H133ZM154 188V187H153ZM5 189H6V192H5ZM92 189H95V187L94 188H92ZM91 189V190H92ZM123 189H124V187H123ZM141 189L139 190V191H141ZM144 189L145 188H143L142 190L144 191ZM152 189V188H151ZM166 189V188H165ZM168 189H171V188H168ZM24 190V189H23ZM73 190H75V191H73ZM98 190L100 191V189L98 188ZM98 190H96V193H95V191H93V193L94 194H98V193H100V192H98L97 193V191ZM113 190V189H112ZM121 190V189H120ZM125 190V189H124ZM129 190V189H128ZM156 190V189H155ZM161 191V189H158V191ZM167 190V189H166ZM102 191V190H101ZM109 191V190H108ZM127 191V190H126ZM143 191H142V193H143ZM146 191H148L147 189H146ZM145 191V192H146ZM152 191V190H151ZM153 191H154V189H153ZM159 191V192H160ZM163 191V190H162ZM172 191V190H171ZM171 191H169V192H171ZM205 191V190H204ZM81 192V193H80ZM121 192L122 191H120V194H121ZM164 192H166V191H164ZM164 192H162L163 194H164ZM212 192V191H211ZM79 193H80V195H82V196H77V195H79ZM114 193V192H113ZM118 193V192H117ZM141 193V192H140ZM140 193L138 194L139 195V197H140ZM147 193V192H146ZM148 193H150V191L148 192ZM147 193V194H148ZM168 193V192H167ZM172 193V192H171ZM171 193L169 194L170 196H171ZM175 193V192H174ZM7 194V195H6ZM17 194H19V193H17ZM43 194V196L45 195V194H47L48 195V197H46L47 195H45L44 197H43V199L42 198H39L38 197V195L40 196V195H42ZM127 194V196L128 195H130V194H128V193H126ZM146 194V195H147ZM151 194H153V192H151L150 194H148L149 196H152V197H154V198H156L157 196H153V195H151ZM156 194V193H155ZM160 194H161V192H160ZM163 194H161V195H163ZM166 194V193H165ZM164 194V195H165ZM83 195H84V197L85 198H87L88 200H86L87 202V204H85V201L82 199V197H83ZM99 195V194H98ZM97 195V196H98ZM103 195V194H102ZM105 195V194H104ZM103 195V198L105 197ZM122 195V194H121ZM143 195V194H142ZM147 195V196H148ZM158 195H159V193H158ZM163 195V196H164ZM96 196V197H97ZM115 196V195H114ZM117 196V195H116ZM123 196V195H122ZM127 196H125L126 197V199H128L127 198ZM131 196V195H130ZM143 196H145V195H143ZM146 196V197H147ZM173 196V195H172ZM50 197V199H52L53 201H57V202H64V203H70L69 204V207L67 206V204H62V205H66L68 208H64V207H59V206H52L51 204H48V202H47V199L46 198H49ZM83 197V198H84ZM99 197H100V199H102L103 201H104V199H106V198H101V196L99 195ZM119 197V196H118ZM133 197H131V198H133ZM138 197V196H137ZM137 197H135V199L133 198L132 200L135 202V207H136V205H141V207H138L137 206V208L136 209H138V208H142L143 207V201L140 203V202H137V203H140V204H137L136 203V200H137ZM138 197V201H140V199L142 198V196L139 198ZM146 197H143V199H145ZM151 197V198H152ZM167 198H168V196H166ZM9 198H11V197H9ZM21 198V197H20ZM44 198L46 199V201L44 200ZM92 198V199H93ZM130 198V197H129ZM130 198V199H131ZM149 198V197H148ZM148 198H146L147 199V201L150 203V201L151 200H148ZM150 198V199H151ZM158 198V197H157ZM156 198V199H157ZM29 199H32V198H27L26 200H29ZM49 199V200H50ZM99 198L98 199H96V201L97 200H100ZM109 199V198H108ZM159 199V198H158ZM175 199V198H174ZM180 199V198H179ZM14 200H16L17 202H14ZM21 200V201H20ZM24 200V201H23ZM94 201H92V202H94L95 204H97L96 203V201H95V199H93ZM155 200V199H154ZM161 198H160V203L159 204H161ZM168 200H169V198H168ZM176 200V199H175ZM23 201V202H22ZM52 201V202H53ZM103 201H101L100 203L98 202V204L100 205V204H102V202ZM106 201V200H105ZM110 201V200H109ZM108 201V202H109ZM122 201H123V199H122ZM131 201V200H130ZM132 201V202H133ZM152 201H153V199H152ZM156 201V200H155ZM155 201H153L152 203L153 204H151V206H150V204H149V206L151 207V208H149V209H151V212L152 213H157V215L156 214H153V216H159L158 214H160V216L162 217V219H160L159 217H157V219L159 218V223L160 224H157L156 222H158L157 221V219L155 218L154 219V221L156 220V224H157V226L156 225H154L155 223H154V221H152L153 222V225L157 228L158 227V230H161V231H164L167 235L169 234H171V232L172 231H170L169 230V228L170 227H167L166 225H165V223H167L168 224V222H166L167 221V219H163V218H165L164 216H165V214H161V212L159 213V211H161V209H158L159 211H157L156 210V208H158L157 206V204H158V202H157V206H156V208H154V204H155ZM167 201V200H166ZM170 201V200H169ZM182 201V200H181ZM12 202H14V204L15 205H13L12 204ZM26 202H28V201H26ZM50 202V201H49ZM121 202V201H120ZM145 202V201H144ZM178 202V201H177ZM93 203V204H94ZM103 203H105V206L106 207H108L107 206V202H103ZM107 203V204H106ZM110 203H111V201H110ZM109 203V204H110ZM146 203V202H145ZM163 203H164V201H163ZM161 204V205H163V207H164V204ZM169 203V202H168ZM168 203H167V205H168ZM1 204V203H0ZM55 203H53V205H54ZM61 204H59L60 206H61ZM98 204H97V206H98ZM127 204V203H126ZM129 204V203H128ZM127 204V205H128ZM130 204H131V202H130ZM175 204V203H174ZM178 204V203H177ZM184 204H186V203H184ZM184 204H182L181 203V205H183V207L182 208H180V210L182 209V211H184ZM217 204V203H216ZM49 205H51L52 207H50ZM58 205V204H57ZM134 205V204H133ZM145 205H147V204H145ZM153 205V206H152ZM160 205V206H161ZM179 205H180V202H179ZM75 206V207H74ZM104 205H100V208L102 209V208H104L105 207ZM124 206V205H123ZM126 206V205H125ZM130 206V205H129ZM159 206V207H160ZM172 206V205H171ZM174 206V205H173ZM88 207V206H87ZM105 207V208H106ZM112 207L113 206H111V209H112ZM162 207V206H161ZM168 207L170 208V206L168 205ZM180 207V206H179ZM19 208H20V210H19ZM89 208H90V206H89ZM93 208V207H92ZM95 208V207H94ZM93 208V209H94ZM105 208H104V211H106L107 210V208H106V210H105ZM110 207H108V209H109ZM177 208V207H176ZM8 209H6V210H8ZM27 209H29V210H27ZM85 209H87L86 208V206H85ZM91 209V208H90ZM90 209H88V210H90ZM96 210H98L97 208H95ZM94 209V210H95ZM124 209V208H123ZM139 209V210H140ZM145 209V208H144ZM144 209H141V210H143L142 211V213L145 211ZM146 209H148V207H146ZM148 209V210H149ZM166 209V211L168 210V208H164V210ZM172 209V208H171ZM170 209V210H171ZM179 209V208H178ZM190 209V208H189ZM3 210H5V208L3 209ZM14 210V209H13ZM13 210H11V211H13ZM15 210L13 211V212H15ZM88 210H85L86 211V213H87V211ZM117 210V209H116ZM120 210V209H119ZM130 210V209H129ZM163 210V209H162ZM187 210V209H186ZM75 211H77V210H75ZM77 211V212H78ZM99 211V210H98ZM101 211V210H100ZM100 211H99V213H100ZM104 211H103V209H102V213H104ZM109 211H110V209L109 210H107V212L109 213ZM115 211V210H114ZM150 211V210H149ZM155 211H157V212H155ZM169 211V210H168ZM172 212H173V210H171ZM182 211H180L181 212V215H182V213L184 214V212H182ZM8 212H10V210L8 211ZM12 212V213H13ZM21 212V211H20ZM26 212V213H27ZM96 212V211H95ZM94 212V213H95ZM111 212V211H110ZM116 212V211H115ZM135 212H136V210H135ZM138 212V211H137ZM140 212V211H139ZM146 212H148L147 210H146ZM175 212V211H174ZM179 212V211H178ZM79 213V212H78ZM80 213H81V211H80ZM97 213V212H96ZM102 213H100V215L102 214ZM107 213V214H108ZM118 215L119 214H121V216H122V214H126V213H128V212H119V211H117L116 212ZM132 213V212H131ZM141 213V214H142ZM152 213H149L148 212V214H152ZM176 214H177V212H175ZM186 213V212H185ZM196 213V212H195ZM33 214V213H32ZM34 214V215H35ZM104 214H106V212L104 213ZM109 214H114V212L113 213H109ZM145 214H147V213H144V215ZM147 214V215H148ZM7 215V214H6ZM13 215H14V213H13ZM18 215V214H17ZM16 215V216H17ZM31 215V213H29L28 214V216H30ZM82 216H83V214H81ZM87 215H88V213H87ZM91 215L93 216L94 214L93 213H91ZM96 215V214H95ZM94 215V216H95ZM117 215V216H118ZM139 215V214H138ZM147 215L145 216V217H147ZM162 215H164V216H162ZM185 215V214H184ZM186 215H187V213H186ZM185 215V216H186ZM213 215V214H212ZM8 216V215H7ZM12 216V215H11ZM10 216V217H11ZM108 216V215H107ZM121 216H119L118 218H122ZM127 216H128V214H127ZM127 216H125L126 218H127ZM135 216V215H134ZM142 216V215H141ZM153 216H149L148 215V217H150V218H152V219H150V220H153ZM176 216V215H175ZM25 218H26V216H24ZM32 217V216H31ZM85 217V218H84ZM84 217H82V219H84V221H85V223H87L85 226H86V229H89L88 228V223H89V226H91L90 224V221L89 220H95V219H97L98 220V216H95L96 218H93V217H90V215H89V219H88V217L85 215ZM87 217V218H86ZM101 217L103 218V216L101 215ZM105 217V216H104ZM108 217H110V216H108ZM108 217H105V218H108ZM115 217V216H114ZM113 216H112V218H114ZM124 217V216H123ZM140 217V216H139ZM180 217V216H179ZM190 217V216H189ZM202 217V216H201ZM13 217H11L10 219H12ZM33 218V217H32ZM93 218V219H92ZM111 218V217H110ZM118 218H114V219H118ZM130 220H131V218L130 217H128ZM142 218V217H141ZM168 218H169V216H168ZM176 218V217H175ZM178 218V217H177ZM184 218V217H183ZM15 219V218H14ZM88 219V221L86 222V220ZM113 219V220H114ZM125 218H122L121 220L120 219H118V221L120 220V222L122 221V220H124ZM129 219H126V222H127V220H129ZM148 219V220H149ZM179 219V218H178ZM177 219V220H178ZM189 219V218H188ZM17 220V219H16ZM93 220V221H94ZM96 220V221H97ZM100 220H102L101 218L98 220V221H100ZM107 220V219H106ZM110 220V219H109ZM112 220V219H111ZM143 220V219H142ZM160 220H166L165 222H160ZM169 220H170V218H169ZM181 220V219H180ZM186 220V219H185ZM192 220V219H191ZM96 221H94V222H96ZM103 222H104V220H102ZM172 221V220H171ZM170 221V222H171ZM173 221H175V219L173 220ZM211 221V220H210ZM93 222V223H94ZM112 222V221H111ZM111 222H110V224L109 225H111ZM126 222L124 223V224H126ZM130 222H132V221H130ZM129 222V223H130ZM179 222V221H178ZM180 222H182V221H180ZM202 222V221H201ZM15 223V222H14ZM30 223V222H29ZM32 223H34V222H32ZM97 223V222H96ZM108 223V222H107ZM128 223V224H129ZM135 223V222H134ZM141 223H142V221H141ZM184 223V222H183ZM35 224H36V222H35ZM40 224V223H39ZM51 224V223H50ZM99 224V223H98ZM97 224V226H99ZM113 224V223H112ZM115 224V223H114ZM114 224H113V226H114ZM124 224H123V227H120V229L119 230H121V228H123L122 230H125V229H127V228H129L130 227V225H129V227L127 226V227H125L124 226ZM130 224H132V223H130ZM147 224H149V223H147ZM180 224V223H179ZM185 224V223H184ZM34 225V224H33ZM58 225V224H57ZM93 225V224H92ZM104 225V224H103ZM108 225V224H107ZM108 225V226H109ZM134 225V224H133ZM177 225V224H176ZM37 226V225H36ZM35 226V227H36ZM59 226V225H58ZM101 226V225H100ZM98 227V228H101V227ZM105 226H106V223H105ZM120 226H122V224L120 225ZM169 226H172V225H169ZM178 226H181V225H178ZM188 226V225H187ZM51 227H53V225H51ZM57 227V226H56ZM84 227V226H83ZM91 227H96V226H91ZM102 227H104V226H102ZM110 227V226H109ZM124 227H125V229H124ZM131 227H133V226H131ZM182 227V226H181ZM181 227H180V229H181ZM67 228H66V230H67ZM98 228L97 229H95V230H92V231H94V233L96 234H99L98 232H95L96 230H98ZM105 228V227H104ZM118 228H119V226H118ZM118 228H116V230L118 229ZM136 228V227H135ZM140 228V227H139ZM173 228H175V227H172L171 229L174 231L175 229H173ZM177 228V227H176ZM52 229V228H51ZM63 229V228H62ZM110 228H108V230H109ZM178 229V228H177ZM184 230H186L187 232H188V229L186 228H183ZM23 230V229H22ZM21 230V231H22ZM52 230H54V229H52ZM106 230V229H105ZM118 231L119 233H121L122 234V232H127L126 230L125 231ZM128 230V229H127ZM137 230V229H136ZM136 230H135V232H136ZM142 230V229H141ZM149 230V229H148ZM56 231V230H55ZM100 231H102V229L100 230ZM129 231V230H128ZM133 231V230H132ZM157 231V230H156ZM160 231V232H161ZM179 232H181L182 230H178ZM178 231H175V233L176 232H178ZM17 232V231H16ZM15 232V233H16ZM60 232V231H59ZM104 233H105V231H103ZM134 232V231H133ZM133 232H127V233H125V235L127 234V236H125L124 234V237H123V239H122V237L121 236H119V235H121V234H119L118 236V238H120V239H122L121 241L120 240H118V241H116L115 239L114 240H112L113 239V237H112V241H115L114 242V245L115 244H118V242L120 243H122L123 241H127V239H125V238H129L128 236H131L132 237V235H134V239H131V241L133 242H135L136 241V243L140 240L141 242H142V238H136V240H135V235L136 234H133ZM184 232V231H183ZM190 232V231H189ZM14 233V232H13ZM102 232H100V234H101ZM103 233V234H104ZM117 233V232H116ZM146 233V232H145ZM173 233V232H172ZM175 233H173V234H171L170 236L168 235V240L170 241V242H172L173 241V238H171V236L172 235H174ZM190 233H192V232H190ZM189 233V236L190 235H192V234H190ZM43 234V233H42ZM59 234V233H58ZM62 234H64V233H62ZM100 234H99V236H100ZM107 234V233H106ZM140 234H141V232H140ZM163 234V233H162ZM181 234H183V233H181ZM187 234V233H186ZM202 234V233H201ZM204 234V233H203ZM0 235H2V234H0ZM20 235H21V233H20ZM56 235H57V233H56ZM69 235V234H68ZM72 235V234H71ZM91 235H93L94 236V234L93 233H91ZM90 235V236H91ZM142 235H145V234H142ZM159 235V234H158ZM165 235V234H164ZM163 235V236H164ZM166 235V236H167ZM180 235V234H179ZM185 235V234H184ZM183 235V236H184ZM208 235V234H207ZM207 235H204V237L206 236V238H208L207 237ZM210 235H211V233H210ZM24 236V235H23ZM39 236V235H38ZM60 236V235H59ZM64 236H65V234H64ZM73 236V235H72ZM77 236V237H78ZM96 236H98V235H96ZM98 236V237H99ZM107 236H111L110 234H108ZM106 235H105V238L107 237ZM137 236H139V235H137ZM175 236H177L176 234H175ZM201 236H203V235H201ZM213 236V235H212ZM214 236H215V234H214ZM1 237V236H0ZM4 237V236H3ZM8 237V236H7ZM7 237H5V238H7ZM56 237V236H55ZM58 237V236H57ZM130 237V238H131ZM141 237V236H140ZM142 237H144V236H142ZM149 237V236H148ZM178 237V236H177ZM192 237V236H191ZM210 237V236H209ZM76 238V237H75ZM84 238H85V240H89V238L88 239H86V237L84 236ZM100 239L101 238H103V237H99ZM105 238H103L102 240H100V241H104V239ZM109 238V237H108ZM108 238H106L107 239V241L106 242H108L109 244H110V242L109 241H111L110 239H108ZM161 239H162V237H160ZM164 238V237H163ZM185 238V237H184ZM194 238V237H193ZM203 238V237H202ZM206 238H204L205 240H206ZM215 238H216V236L214 237V240H215ZM2 239V238H1ZM34 239V238H33ZM58 239V238H57ZM60 239V238H59ZM67 239V238H66ZM65 239V240H66ZM74 239V238H73ZM78 239V238H77ZM90 239H92V241H96L97 239H96V237H95V239H93L92 237L90 238ZM125 239V240H124ZM152 239V238H151ZM161 239H159V240H161ZM164 239H166V238H164ZM163 239V240H164ZM199 239V238H198ZM211 240H210V242L212 241V238H210ZM218 239V238H217ZM27 240H29V239H27ZM38 240V239H37ZM64 240V239H63ZM69 240V239H68ZM75 240V239H74ZM145 238H144V241L143 242H145ZM153 240H155L154 238H153ZM167 240V241H168ZM177 240V239H176ZM186 240V239H185ZM199 240H201V239H199ZM203 240V239H202ZM213 240V241H214ZM219 240H220V238H219ZM32 241H34V240H32ZM36 241V240H35ZM128 241H129V239H128ZM127 241V242H128ZM140 241L138 242V243H140ZM149 241V240H148ZM165 241L166 240H164V241H162L161 240V242L163 243V244H166L165 243ZM187 241V240H186ZM186 241H184L185 243H186ZM191 241V240H190ZM218 241V240H217ZM10 242V241H9ZM39 242V241H38ZM83 242H84V240H83ZM86 242V241H85ZM127 242H125V244L124 243H120L119 244V247H118V245H117V249L116 250H118V251H123L124 252V250H122V248H123V246L125 245L126 246V248L125 249H127V248H129V247H127ZM157 242V241H156ZM202 242H205V241H202ZM201 242V243H202ZM206 242H208V239L206 240ZM209 242V243H210ZM219 242V241H218ZM23 243V242H22ZM21 243V244H22ZM32 243V242H31ZM36 243H37V241H36ZM43 242H41V244H42ZM65 243V242H64ZM81 243V242H80ZM80 243H78V245L80 244ZM91 243V242H90ZM97 243V242H96ZM104 243V242H103ZM129 243V242H128ZM135 243V244H136ZM138 243L136 244V245H138ZM175 243V242H174ZM177 243H178V241H177ZM176 243V244H177ZM184 243V244H185ZM208 243V245H210ZM214 243H216V241L214 242ZM221 244H222V242H220ZM219 243V246L220 247H222L221 246V244ZM0 244H1V242H0ZM35 244V243H34ZM38 244V243H37ZM68 244V243H67ZM74 244V243H73ZM84 244V243H83ZM105 244V243H104ZM109 244H105V245H108L109 247H111V246H113V248L112 249H114V247L116 246H114L113 245V243L111 242V244L112 245H109ZM124 244V245H123ZM130 244H132V243H130ZM140 244H142V243H140ZM145 244V243H144ZM170 244V243H169ZM183 244V245H184ZM189 244V241H188V243L186 244V245H188ZM193 244H195V243H193ZM192 244V245H193ZM197 244V243H196ZM200 244V243H199ZM199 244H197V245H199ZM203 244V243H202ZM205 244H207V243H205ZM241 244V243H240ZM3 245V247H4V244H2ZM11 245V244H10ZM15 247L16 246H19L18 244L17 245H15V244H13ZM81 245V244H80ZM98 245V244H97ZM179 245V244H178ZM185 245V246H186ZM191 245V246H192ZM216 244H214V247H216L215 246ZM223 246H224V244H222ZM9 246V245H8ZM12 246V245H11ZM36 246V245H35ZM44 246V245H43ZM99 246V245H98ZM102 246V245H101ZM124 246V247H125ZM139 246V245H138ZM137 246V247H138ZM144 246V245H143ZM154 246V245H153ZM152 246V247H153ZM168 245H166V247H167ZM171 246V245H170ZM190 246V245H189ZM190 246V247H191ZM200 246V245H199ZM211 246H213V244H212V242H211ZM219 246H217V247H219ZM225 246H227L226 248H228V245H225ZM2 246L0 247V264H38L37 263V261H36V263L35 262H33V261H31L33 258H29V262H26V263H22L23 261L21 260V257L22 258H24L23 256H19V257H13L12 256V254L11 253H9L10 251H13V253L15 254V250L13 249H10V251H6V253H9V255L8 254H6L5 252H4V248L6 247H4L3 248ZM21 247V246H20ZM27 246H25V248H26ZM49 247V246H48ZM95 247V246H94ZM103 247V246H102ZM137 247L135 248V249H137ZM140 247H142V246H139V248ZM172 247V246H171ZM177 247V246H176ZM200 247H202V246H200ZM209 247V246H208ZM207 247V248H208ZM214 247H212V248H214ZM2 248V249H1ZM10 247H8V248H5V250L6 249H9ZM12 248H13V246H12ZM18 248V247H17ZM22 248H24V246H22ZM24 248V249H25ZM82 248H84V247H82ZM116 248V247H115ZM133 248V247H132ZM132 248H129V249H131L132 250V252L133 253H137V252H134L133 251V249ZM138 248V249H139ZM189 248V247H188ZM193 248H195V247H192V249ZM223 248V247H222ZM20 249V248H19ZM27 249V248H26ZM31 248H28L27 250L29 251ZM36 249V248H35ZM124 249V248H123ZM134 249V250H135ZM141 249V251H139V252H143L145 249H147V247H143V248H140ZM149 247H148V250H146L147 251V253H148V255H151V260L150 259H148L149 260V263L150 264H158L160 261L158 260V258H156L155 257V254L154 255H152V251L150 252L149 251ZM196 249H198V248H196ZM204 249V248H203ZM210 249H211V247H210ZM224 249H225V247H224ZM224 249H223V251H224ZM32 250L34 251V249L32 248ZM40 249H38V251H39ZM42 250V249H41ZM115 250V249H114ZM113 250V251H114ZM152 250V249H151ZM172 250V249H171ZM200 250H202L201 248H200ZM216 250H218V249H215V252H216ZM230 250H232V249H230ZM21 251V250H20ZM31 251V250H30ZM36 251H37V249H36ZM38 251H37V253H38ZM145 251V252H146ZM164 251V250H163ZM175 251H177V250H175ZM179 251V250H178ZM186 251V250H185ZM213 251H214V249H213ZM226 251H229V248H228V250H226ZM225 251V252H226ZM234 251V250H233ZM23 252H25L26 253V256H29L31 253L30 252H28L29 254H27V252H26V250H24V251H22V255H23ZM32 252V251H31ZM41 252H44V251H41ZM61 252V251H60ZM91 252V251H90ZM112 252V251H111ZM154 252V251H153ZM202 252H205V250L203 251L202 250ZM208 252H210V254H211V252L212 251H208ZM207 252V253H208ZM215 252H213V253H215ZM230 252H232V251H230ZM229 252V253H230ZM20 253V252H19ZM18 252H17V254L18 255H20ZM25 253H24V255H25ZM35 253V252H34ZM40 253V252H39ZM81 253V252H80ZM121 253V252H120ZM165 253V252H164ZM182 253H183V251H182ZM213 253H212V255H213ZM216 253H218V251L216 252ZM227 253V252H226ZM11 254V255H10ZM36 254V253H35ZM35 254H31L30 256L32 257V255H34L35 256ZM41 254H46V253H41ZM49 254V253H48ZM54 254V253H53ZM55 254H57V253H55ZM84 254V253H83ZM161 254V253H160ZM190 254V253H189ZM206 253H204V255H205ZM219 254H221V258H219L220 260H219V263L218 264H222V262H221V260H222V257H225V259L227 260L228 258H227V256L225 255V254H223V255H225V256H223L222 255V252L221 253H219ZM230 254H233V253H230ZM236 254V253H235ZM16 255V254H15ZM50 255V254H49ZM134 257L136 256L135 254H132ZM143 255V254H142ZM141 255V256H142ZM163 255V259H164V262H161V263H163V264H168L167 262H168V260L170 261V257L169 256H165L164 254H162ZM175 255H177V252H176V254ZM199 255H200V253H199ZM216 255H218V254H216ZM12 256V257H11ZM46 255H44V257H45ZM51 256V255H50ZM53 256V255H52ZM62 254L60 255H58V257H60L62 260H64L62 257ZM164 256H165V258H164ZM172 256V255H171ZM178 256V255H177ZM207 256H209V254H207V255H205V257L207 258ZM211 256V255H210ZM233 256V255H232ZM236 256H238V255H236ZM236 256H235V258H236ZM57 257V256H56ZM58 257L56 258V259H58ZM137 257V260H139V262L141 261L140 259H138V256H136ZM143 257V256H142ZM145 257V256H144ZM169 257V258H168ZM203 257V256H202ZM215 259H217L218 257L217 256H213ZM20 258V259H19ZM66 258V257H65ZM140 258V257H139ZM173 258V257H172ZM188 258V257H187ZM211 258V257H210ZM208 259L207 261H211L213 264L215 263V262H213V258H211V259ZM233 258H234V256H233ZM25 259H27V258H24L23 260H25ZM45 259H47V257L45 258ZM44 259V260H45ZM52 259V258H51ZM53 259H55L54 257H53ZM56 259L54 260V262L56 261ZM60 259V260H61ZM224 259V258H223ZM224 259V260H225ZM230 260H228V262L227 263H229V261H231L233 264H235L236 263V260L237 259H234V260H232V257H230L229 258ZM37 260V259H36ZM39 261L41 260V259H38ZM42 260H43V257H42ZM42 261L44 264H45V261ZM60 260H58V262H60ZM68 259H66L65 260V262L67 261ZM161 260V259H160ZM175 260V259H174ZM173 259L171 260L172 262L174 261ZM181 260V259H180ZM196 260V259H195ZM200 260H202V259H200ZM225 260V261H226ZM34 261H35V257H34ZM48 262H47V264H49L50 262H49V260H47ZM85 261V260H84ZM130 261V260H129ZM161 261H163V260H161ZM179 261V260H178ZM209 261V262H210ZM216 261V260H215ZM218 261V260H217ZM224 261V262H225ZM41 262V261H40ZM52 263H53V260L51 261ZM57 262V261H56ZM56 262H55V264H56ZM64 262V261H63ZM62 262V263H63ZM64 262V263H65ZM118 262V261H117ZM138 262V261H137ZM144 262H145V260H144ZM172 262H169V264L170 263H172ZM194 262V261H193ZM204 262V261H203ZM211 262H210V264H211ZM221 262V263H220ZM235 262V263H234ZM42 263V264H43ZM52 263H50V264H52ZM61 262L59 263V264H62ZM63 263V264H64ZM71 263V262H70ZM95 263V262H94ZM161 263H159V264H161ZM192 263V262H191ZM206 263V262H205ZM41 264V263H40ZM66 264H68V263H66ZM90 264H92V263H90ZM138 264V263H137ZM172 264H176V262H173ZM183 264V263H182ZM208 264V263H207ZM224 264V263H223ZM237 264H238V262H237Z\"/></svg>",
	"mask_w": 264,
	"mask_h": 264
}]
</instances>
